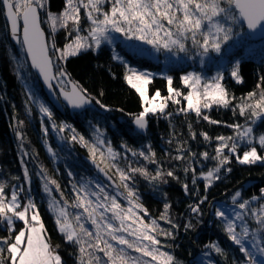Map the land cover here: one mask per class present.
Instances as JSON below:
<instances>
[{
    "label": "snow or ice",
    "instance_id": "1",
    "mask_svg": "<svg viewBox=\"0 0 264 264\" xmlns=\"http://www.w3.org/2000/svg\"><path fill=\"white\" fill-rule=\"evenodd\" d=\"M42 10L46 12L43 20ZM0 15L6 20L11 39L26 52L31 68L38 72L53 98L57 102L62 98L73 110L83 109L91 104L94 97L79 81L72 79L65 67L67 59L89 49L96 51L104 42L112 44L115 39L113 33L120 34L125 43L138 41L150 46L154 52L164 51L172 57L184 53L191 59L190 53L195 50L203 64L210 53H221L222 45L239 35L238 30L245 26L252 31L264 30V0H63L58 13L48 10V0H0ZM42 24L48 25V32ZM59 29L65 33L62 47H58L56 42ZM128 46L140 53L147 51L139 45ZM112 59L123 63V80L139 97L142 110L132 119L138 130L147 128L150 114L171 118L173 112L166 111L169 103L181 105L182 101L186 104L178 107L176 113H183L185 117L194 113L197 122L202 119L209 124L225 123L211 119L207 114L214 106L230 109L234 117L244 118L243 123H225L232 129L228 136L213 138L207 132H199L204 141H216L214 154L208 151L197 154L186 147L187 141L176 142V155L167 154L172 160L185 162L183 171L192 173L194 187L202 178L207 191L221 179V172H231L228 165L233 156L240 165L264 164V154H261L264 152V132L255 131L259 122L264 121V76L258 78L252 90L236 97L224 86L225 74L222 71L212 76L196 71L181 74L179 80L186 92L173 86L172 75L161 73L167 89V95H162L159 88L150 93L156 74L131 66L118 54H114ZM240 63L235 61L229 72L236 83L243 82ZM29 102L38 107L42 117H47L61 142L78 143L86 148L93 166L110 181L109 185L94 179L70 181L73 198L69 200L59 182L49 176L42 165H38L40 171L37 174L47 197V210L52 214L55 229L63 242L75 248V252L70 253L75 257V264H183L170 251L164 250L172 245L163 244L158 238H174L173 229L179 227L170 216L171 204L165 202L160 216L150 218L148 210L140 202L136 187L137 176L149 184L167 183L166 177L179 181L175 169L165 171L150 144L146 148H133L123 142L124 152L121 153L91 122V139L78 132L72 124L57 123L52 108L37 98L31 89H28L26 105ZM95 102L101 109L110 110L99 99ZM27 111L31 112V108L28 107ZM23 123L17 121L18 127ZM41 130L47 137L49 128L43 119ZM188 130L190 137L196 139L197 133L191 122H188ZM16 136L23 141L22 132L17 131ZM241 148L244 149L242 154ZM47 151L52 156L56 154L51 146ZM128 153L135 163L128 159ZM22 155L27 156L28 153L22 152ZM197 155L203 160L214 161V165L197 173L192 166L199 162ZM141 158L143 163H138ZM122 159L126 166H121ZM21 165L23 182L30 184V173L23 159ZM148 165L155 166L154 172ZM113 170L116 179L109 174ZM68 175L71 177L73 174L69 171ZM11 179L19 181L21 178L13 176ZM24 184H12L9 190L7 181H0V230L7 233L0 235V264H65L60 245H52L37 203ZM182 187L186 193L189 191L186 183ZM55 193H59V198ZM204 200L206 197H200L197 203L188 206L194 217L203 215L201 204ZM231 202L234 207L230 213L219 207L215 210L227 238L243 254V259H232L231 264H264V260L256 259L257 255L264 257V187L258 194L247 198L243 197L241 190H236ZM158 219L171 227L164 229ZM18 223L22 226L17 229ZM184 228L186 231L193 228L191 220L185 223ZM205 247L227 262V253L217 242L210 241ZM208 264H214L213 260L209 259Z\"/></svg>",
    "mask_w": 264,
    "mask_h": 264
},
{
    "label": "trees",
    "instance_id": "2",
    "mask_svg": "<svg viewBox=\"0 0 264 264\" xmlns=\"http://www.w3.org/2000/svg\"><path fill=\"white\" fill-rule=\"evenodd\" d=\"M62 7L63 0H48V10L57 12ZM45 17L46 12L42 10V20ZM42 27L46 32L49 31L47 24H42ZM240 31L243 33L244 39L239 45L234 44L228 48L222 45L221 54L213 53L212 64L202 67L196 62L195 50L190 53L191 59L184 53H180L179 58L164 62L162 53L154 59L150 54L148 56L146 53H140L124 45L119 39H116L113 46L103 43L96 51L89 49L75 57H70L65 63L67 71L73 80L79 81L88 90L91 97H94L92 101L95 105V108H88L72 115L67 108L64 107V111L61 113L49 103L35 73L30 68L25 51L21 50L20 44L15 45L10 41L6 22L3 15H0V181H7L9 190L12 184H24L21 160L25 161L24 166L29 170L31 182L24 184V187L30 189L50 236L59 242V251L65 264H75L74 255H70L75 252V248L64 243L61 235L55 229L52 214L47 210V197L42 191V181L37 174L40 171L38 165H42L48 175L59 182L69 200L73 198L70 181H80L83 178L85 180L94 179L105 185L109 184L98 176L94 167L87 162L89 158L86 148L78 143L61 142L57 133L52 131L47 117H42L39 113L38 107L30 102L26 105L28 89H31L37 98L52 108L57 123L64 121L72 124L78 132L91 139L93 131L89 126V122H91L92 125H97L104 132L105 139L110 140L113 147L121 153L124 152L121 147L123 142L133 148H146L150 144L156 152L157 158L162 161L164 170L175 169L179 181L172 177H166L167 183L149 184L142 177H136V187L141 197L140 202L148 210L150 218L160 216L165 202L171 204L170 216L179 227L173 229L174 238L158 237L163 244L172 245L171 248H165V251H170L183 264L198 262L201 260L200 256L207 260V264L209 259L213 260L214 264H231L232 259H243V254L238 251V247L227 238L222 230L221 221L215 216V210L218 207H227L228 211H231V207H234L231 196L236 190H241L244 198L250 197L254 193L258 194L259 189L264 187V164L240 165L233 156L232 162L228 165L232 169L231 172H221V179L215 181L205 191L202 178L198 179L197 186L194 187L192 173L186 174L183 171L185 162L172 160L167 154L170 153L172 156L177 154V141H187L186 147L197 154L203 151L214 154L216 141L214 139L208 142L204 141L199 132H207L213 138L217 135L228 136L232 134V129L226 127L225 123H243L244 118L234 117L230 109H218L214 106L207 114L211 119L225 123L209 124L202 119L197 122L194 113L188 114L187 117L183 113H176V109L185 105L186 102L182 101L181 105L169 103L166 111L173 112V116L168 118L165 115L150 114L147 118L149 121L147 132L141 134L135 130L132 123L133 116L142 110L139 97L123 80L125 71L123 63L112 59L114 54H118L133 67L140 70H154L156 77L150 85V93L159 88L162 95H167L166 81L161 78V73L172 75L174 77L173 86L186 92V88L181 85L179 80L181 74L203 69L211 72L218 68L225 74L224 86L230 93L240 97L252 90L258 78L264 76V39L253 41L245 27ZM64 35V30L59 29L56 34L58 47H62L65 43ZM237 60L241 62L242 83H236L229 75L232 65ZM96 99L107 105L110 110L101 109L96 104ZM28 107L31 108V112L27 111ZM41 119L49 128L47 137L41 130ZM17 121H23V126L18 127ZM188 122L193 124V129L197 133L196 139H192L189 135ZM17 131L23 133V141L17 138ZM255 131L256 133L264 132V121L259 122ZM173 133H175V139H173ZM63 135H69V133ZM45 140H47V144ZM170 140L171 143H169ZM48 146L55 150V156L47 151ZM243 150V148L240 149L241 154ZM22 152H27L28 155L23 156ZM186 155L187 153H185ZM127 156L129 160H134L130 153ZM196 160L199 162H194L192 166L197 173L207 171L208 167L215 163L212 160H203L199 155ZM138 163H143L142 158ZM121 166H126L123 159ZM148 167L150 171L154 172V165H148ZM69 171L73 174L71 177L68 175ZM109 174L116 179L114 170ZM13 176L21 179L13 181L11 179ZM185 183L189 189L187 193L182 187V184ZM193 192L196 194L193 195ZM55 195L59 198V193H55ZM200 197H206V200L201 204L203 215L197 218L191 214L188 206L197 203ZM70 211L76 210L70 209ZM141 214L143 215V213ZM189 220H191L193 228L186 231L184 225ZM157 222L164 229L171 227L163 220L158 219ZM20 226L22 223L16 225L17 229ZM6 234L5 231L0 230V235ZM210 241L217 242L225 250L227 262L223 257L205 247Z\"/></svg>",
    "mask_w": 264,
    "mask_h": 264
},
{
    "label": "rangeland",
    "instance_id": "3",
    "mask_svg": "<svg viewBox=\"0 0 264 264\" xmlns=\"http://www.w3.org/2000/svg\"><path fill=\"white\" fill-rule=\"evenodd\" d=\"M52 12H54V11H52ZM58 12L59 11H57L55 13H58ZM239 32H240L239 35L234 36L230 41L226 42V45H223V47L226 46L228 48L229 46H232L234 44H238L239 45L242 42V40L244 39L243 33L240 30H239ZM113 36L115 37V39H114L113 43L112 44H109V45H112L113 46L114 45V42L116 41V39H119L126 46H128V45H139L140 47H142V48H144V49L147 50L144 53H146L148 56L150 54V56H152L154 59L158 58V55L160 53H162L164 55V58H163L164 62L165 61L166 62H169L171 60H175V59H177V58L180 57V55L178 57H172V56H170V54L165 53L164 51H161L159 53L154 52V51L151 50L150 46H148V45H142L138 41H128L127 43H125L123 37H121L120 34H118V33H113ZM104 43L106 44L107 42H104ZM223 47H222V49H223ZM130 48H132V47H130ZM132 49H134V48H132ZM215 54H217V53H215ZM219 54H221V53H219ZM213 58H214V54L213 53H210L207 57L204 58V63L203 64L200 62V57L198 55H197V57L195 59H196V62L202 67V66H205V65H208V64H212V62L214 60ZM144 70L145 71H150V72H152V73L155 74V71L152 70V69H150V70L144 69ZM192 71H195V70H192ZM217 71H219L218 68L212 70L211 72H207L204 69L203 70L196 71V72H200V73L204 74L205 76H212ZM220 208H221V210L225 211L226 213H229V211H230V210L228 211L227 207H220ZM232 208L233 207H231V209ZM51 243H52L53 246L59 245V242H57V239L54 238V237H51ZM200 259H201L200 261L194 262L193 264H207V260L204 257H201L200 256ZM256 259H257V261H260V260H264V257H261V256L257 255Z\"/></svg>",
    "mask_w": 264,
    "mask_h": 264
},
{
    "label": "water",
    "instance_id": "4",
    "mask_svg": "<svg viewBox=\"0 0 264 264\" xmlns=\"http://www.w3.org/2000/svg\"><path fill=\"white\" fill-rule=\"evenodd\" d=\"M3 19L5 20L4 16H3ZM6 22V20H5ZM7 30H9V28L7 27ZM245 30L247 31L249 37L255 41V40H260V39H264V30H257V31H252V30H248L245 26ZM9 39L10 41H12L15 45H19L15 40L11 39L10 37V32H9ZM1 43V41H0ZM25 56L27 58V54L25 52ZM27 61L29 62V65H30V68H31V61L27 58ZM31 70L35 73L37 79H38V82L40 83L41 85V88H42V91L43 93H45L49 103H51L53 105L54 108H56L58 111H60L61 113L64 111V107L68 109L69 113H71L72 115H74L76 112H82V111H85L87 110L88 108H95V105H94V102L92 101L91 104L89 105H86L83 109H77V110H73L71 109L70 107H67L66 104L62 101V98L59 102H57V100H55L53 98V95L50 93L49 89L47 88V86H45V84L43 83V80L42 78L39 76L38 72L35 70V69H32ZM149 127V121H148V125H147V128L145 130H138L136 129L135 125H134V128L136 131H138L139 133H146L147 129ZM87 162L93 166V164L91 163V161L89 159H87ZM94 167V166H93ZM94 169L96 170V168L94 167ZM98 176L102 177L108 184H110V181L107 180L106 177L103 176V174L99 173L97 170H96Z\"/></svg>",
    "mask_w": 264,
    "mask_h": 264
}]
</instances>
